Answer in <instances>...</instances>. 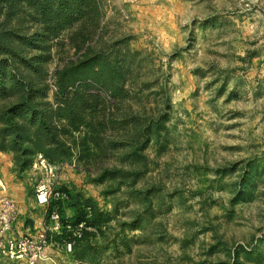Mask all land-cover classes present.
<instances>
[{
  "label": "rangeland",
  "instance_id": "rangeland-1",
  "mask_svg": "<svg viewBox=\"0 0 264 264\" xmlns=\"http://www.w3.org/2000/svg\"><path fill=\"white\" fill-rule=\"evenodd\" d=\"M36 153L62 165L48 211L83 223L38 264H264V0H0V200L26 235Z\"/></svg>",
  "mask_w": 264,
  "mask_h": 264
},
{
  "label": "built area",
  "instance_id": "built-area-1",
  "mask_svg": "<svg viewBox=\"0 0 264 264\" xmlns=\"http://www.w3.org/2000/svg\"><path fill=\"white\" fill-rule=\"evenodd\" d=\"M61 164L49 161L43 154L33 155L29 170L37 173L38 180L34 188V202L43 207L44 215L38 222L35 235L17 233L13 226L14 205L7 198L0 200V258L18 264H38L48 256V250L60 247L63 253L69 254L73 242L81 236L83 223L76 226L64 221L57 210L48 211L51 201L60 198L57 189ZM59 242L52 241V235H63Z\"/></svg>",
  "mask_w": 264,
  "mask_h": 264
},
{
  "label": "trees",
  "instance_id": "trees-1",
  "mask_svg": "<svg viewBox=\"0 0 264 264\" xmlns=\"http://www.w3.org/2000/svg\"><path fill=\"white\" fill-rule=\"evenodd\" d=\"M30 162H31V160L29 161L28 166L30 165Z\"/></svg>",
  "mask_w": 264,
  "mask_h": 264
}]
</instances>
